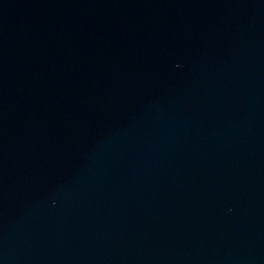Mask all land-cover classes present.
<instances>
[{
	"label": "water",
	"instance_id": "95a60500",
	"mask_svg": "<svg viewBox=\"0 0 264 264\" xmlns=\"http://www.w3.org/2000/svg\"><path fill=\"white\" fill-rule=\"evenodd\" d=\"M0 264H264V0H0Z\"/></svg>",
	"mask_w": 264,
	"mask_h": 264
}]
</instances>
